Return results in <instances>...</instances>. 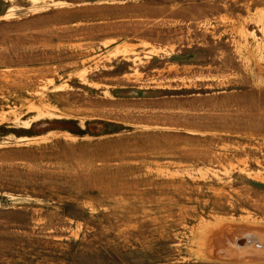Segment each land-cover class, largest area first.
I'll return each mask as SVG.
<instances>
[{"label": "rangeland", "instance_id": "1", "mask_svg": "<svg viewBox=\"0 0 264 264\" xmlns=\"http://www.w3.org/2000/svg\"><path fill=\"white\" fill-rule=\"evenodd\" d=\"M0 264H264V0H0Z\"/></svg>", "mask_w": 264, "mask_h": 264}, {"label": "trees", "instance_id": "2", "mask_svg": "<svg viewBox=\"0 0 264 264\" xmlns=\"http://www.w3.org/2000/svg\"><path fill=\"white\" fill-rule=\"evenodd\" d=\"M85 132V131H84Z\"/></svg>", "mask_w": 264, "mask_h": 264}]
</instances>
